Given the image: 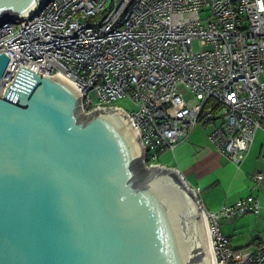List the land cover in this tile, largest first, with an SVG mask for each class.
I'll list each match as a JSON object with an SVG mask.
<instances>
[{
	"label": "built area",
	"instance_id": "built-area-1",
	"mask_svg": "<svg viewBox=\"0 0 264 264\" xmlns=\"http://www.w3.org/2000/svg\"><path fill=\"white\" fill-rule=\"evenodd\" d=\"M1 52L9 61L0 97L20 67L65 77L86 111L128 97L134 110L115 107L130 119L147 164H159L197 122L215 120L209 140L240 162L264 124V0H42L30 18L0 20ZM252 178L257 186L263 174ZM259 210L253 195L217 212L203 208L213 264H264V244L234 248L219 222Z\"/></svg>",
	"mask_w": 264,
	"mask_h": 264
},
{
	"label": "water",
	"instance_id": "water-1",
	"mask_svg": "<svg viewBox=\"0 0 264 264\" xmlns=\"http://www.w3.org/2000/svg\"><path fill=\"white\" fill-rule=\"evenodd\" d=\"M41 1L0 0V20ZM81 100L22 67L0 97V264H212L193 187L145 162L124 111Z\"/></svg>",
	"mask_w": 264,
	"mask_h": 264
},
{
	"label": "crops",
	"instance_id": "crops-1",
	"mask_svg": "<svg viewBox=\"0 0 264 264\" xmlns=\"http://www.w3.org/2000/svg\"><path fill=\"white\" fill-rule=\"evenodd\" d=\"M218 125L219 120L197 122L187 137L176 142L173 150L167 149L161 155L173 162L159 164L177 169L191 187L198 188L197 193L202 196L201 205L208 212H217L248 195L255 196L260 205L259 213L248 211L230 220L220 218L225 220V223H220V228L230 243L231 235L237 233L253 234L258 238L259 241L249 249L252 250L264 244V125L255 131L240 162L229 159L209 140V134ZM258 171L262 172L263 179L255 186L252 177Z\"/></svg>",
	"mask_w": 264,
	"mask_h": 264
},
{
	"label": "rangeland",
	"instance_id": "rangeland-1",
	"mask_svg": "<svg viewBox=\"0 0 264 264\" xmlns=\"http://www.w3.org/2000/svg\"><path fill=\"white\" fill-rule=\"evenodd\" d=\"M193 46H194L195 49L198 48V44L196 42L193 43ZM178 89L181 92V94H182V96H183V98L185 100H189V99H191L193 97V93L183 83L178 84ZM90 96H91V98L93 100H95V94L93 92H90ZM112 105L113 106H118V107H120V108H122V109H124V110H126L128 112L134 110V108H135L134 103L128 97H120L117 100H115L112 103ZM216 122H218V121H216ZM199 123H201V122H199ZM210 127H211V125L208 126V128H210ZM163 153L160 154V156L158 157L157 161L158 162H162L164 164L172 163L173 161L167 160L166 159L167 157L165 158V155L161 156ZM198 196L200 197L199 199L201 200V198H202L201 193H199ZM223 221H225V220H220L219 222L222 223ZM223 223H225V222H223ZM223 225H222V227L224 229L225 226H223ZM231 240H232L231 244H233V246H235V248L240 249V250H244V251L245 250H249L250 248L253 247V245L257 241H259V239L255 238L253 234L252 235H247V234H240V233H237V235H231Z\"/></svg>",
	"mask_w": 264,
	"mask_h": 264
},
{
	"label": "bare ground",
	"instance_id": "bare-ground-1",
	"mask_svg": "<svg viewBox=\"0 0 264 264\" xmlns=\"http://www.w3.org/2000/svg\"><path fill=\"white\" fill-rule=\"evenodd\" d=\"M34 11H36V7H34L28 14H33ZM203 220L205 221V225H204V233H205V238H206V242H207V247H208V251H209V255H210V258H211V263L213 264L212 262V245H211V240H210V232L207 228V223H206V217L205 215L203 214Z\"/></svg>",
	"mask_w": 264,
	"mask_h": 264
},
{
	"label": "trees",
	"instance_id": "trees-1",
	"mask_svg": "<svg viewBox=\"0 0 264 264\" xmlns=\"http://www.w3.org/2000/svg\"><path fill=\"white\" fill-rule=\"evenodd\" d=\"M263 125H264V124H263ZM263 125H262V126H263ZM157 159H158V158H157ZM155 162H156V163H159L158 161H155Z\"/></svg>",
	"mask_w": 264,
	"mask_h": 264
}]
</instances>
